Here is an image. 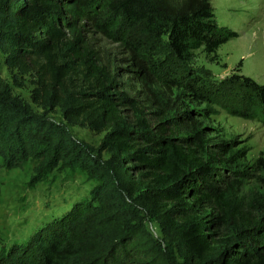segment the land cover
<instances>
[{"label": "trees", "instance_id": "16d2710c", "mask_svg": "<svg viewBox=\"0 0 264 264\" xmlns=\"http://www.w3.org/2000/svg\"><path fill=\"white\" fill-rule=\"evenodd\" d=\"M236 35L218 25L211 0H0L2 60L35 73L30 97L41 108L14 95L0 73V164L32 160L37 181L80 169L96 182L0 264H264V152L247 164L244 147L206 125L209 108L159 96L157 64L141 52L157 44L187 60ZM110 40L129 52L150 108L126 91L131 81L106 49ZM185 76L162 80L198 105L264 122V84L243 74L220 84ZM56 107L60 122L47 117ZM71 125L104 132L96 149ZM250 178L262 190H243Z\"/></svg>", "mask_w": 264, "mask_h": 264}, {"label": "rangeland", "instance_id": "374dc122", "mask_svg": "<svg viewBox=\"0 0 264 264\" xmlns=\"http://www.w3.org/2000/svg\"><path fill=\"white\" fill-rule=\"evenodd\" d=\"M218 25L233 30L237 35L221 44L213 54L203 49L193 51L187 60H179L166 47L148 43L142 49L146 59L157 64L155 74H151L152 88L161 97L179 95L187 105L202 110L207 126L216 129L217 135L234 141L235 147L247 151V164L251 165L258 155L264 152V122L245 119L226 112L220 104L198 105L181 87H167L162 77H177L186 80V74L197 75L207 82L220 84L234 74L250 76L264 84V0H211ZM123 68L124 81L129 82L125 89L142 108H150L145 100L151 96L147 88L133 79L130 72V54L121 42L109 41L106 44ZM169 71V73L167 72ZM0 73L13 89L14 95L40 112L41 108L32 102L31 90L37 79L33 71L20 73L10 70L0 53ZM165 78V79H166ZM46 112L45 109L42 110ZM47 117L60 122L62 115L58 107L48 112ZM72 135L90 149H96L104 132H92L87 126L71 125ZM214 136V134H209ZM36 163L26 160L23 164H0V254L10 247L24 244L30 236L50 218L64 212L75 200L89 197L96 182L89 180L80 169H55L41 181L35 175ZM262 190L253 178L247 180L243 190ZM149 230L155 235L159 231L153 222H148Z\"/></svg>", "mask_w": 264, "mask_h": 264}]
</instances>
